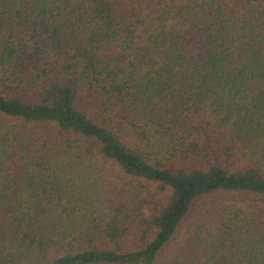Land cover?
Returning <instances> with one entry per match:
<instances>
[{"label":"trees","instance_id":"1","mask_svg":"<svg viewBox=\"0 0 264 264\" xmlns=\"http://www.w3.org/2000/svg\"><path fill=\"white\" fill-rule=\"evenodd\" d=\"M0 264H264V0H0Z\"/></svg>","mask_w":264,"mask_h":264}]
</instances>
